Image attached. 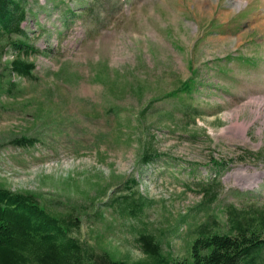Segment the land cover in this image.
Listing matches in <instances>:
<instances>
[{"label":"rangeland","instance_id":"rangeland-1","mask_svg":"<svg viewBox=\"0 0 264 264\" xmlns=\"http://www.w3.org/2000/svg\"><path fill=\"white\" fill-rule=\"evenodd\" d=\"M28 3L34 78L0 47V187L128 262L142 232L182 262L206 208L221 223L228 204L264 209V0ZM203 187L215 199L197 209Z\"/></svg>","mask_w":264,"mask_h":264},{"label":"trees","instance_id":"trees-1","mask_svg":"<svg viewBox=\"0 0 264 264\" xmlns=\"http://www.w3.org/2000/svg\"><path fill=\"white\" fill-rule=\"evenodd\" d=\"M30 13L28 0H0V47L7 45L13 57L10 73L34 78L35 63L27 59L41 51L30 42L22 23ZM15 36V38H11ZM5 53V49H1ZM35 138L14 139L18 146H31ZM155 153L144 152L142 161ZM129 182L135 183L134 179ZM197 209L215 199L207 188ZM123 208L140 211L144 198L122 196ZM221 223L216 212L205 209L204 218L195 225L189 259L173 261L163 253L160 243L150 233L142 232L137 240L146 258L134 262L114 259L107 252L97 253L70 232L76 221L70 216L57 217L44 208L32 193L0 187V264H264V209L239 208L228 204Z\"/></svg>","mask_w":264,"mask_h":264}]
</instances>
